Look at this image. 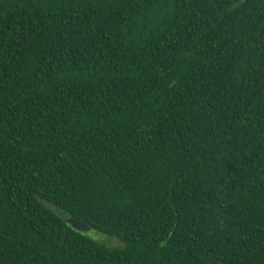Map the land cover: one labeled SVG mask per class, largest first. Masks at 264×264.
Masks as SVG:
<instances>
[{
  "label": "trees",
  "instance_id": "16d2710c",
  "mask_svg": "<svg viewBox=\"0 0 264 264\" xmlns=\"http://www.w3.org/2000/svg\"><path fill=\"white\" fill-rule=\"evenodd\" d=\"M0 264H264V0H0Z\"/></svg>",
  "mask_w": 264,
  "mask_h": 264
},
{
  "label": "water",
  "instance_id": "95a60500",
  "mask_svg": "<svg viewBox=\"0 0 264 264\" xmlns=\"http://www.w3.org/2000/svg\"><path fill=\"white\" fill-rule=\"evenodd\" d=\"M68 222L73 229H75L81 233H86L88 231L87 227H85L83 224L75 222L73 219H69Z\"/></svg>",
  "mask_w": 264,
  "mask_h": 264
},
{
  "label": "rangeland",
  "instance_id": "374dc122",
  "mask_svg": "<svg viewBox=\"0 0 264 264\" xmlns=\"http://www.w3.org/2000/svg\"><path fill=\"white\" fill-rule=\"evenodd\" d=\"M113 245H117V242L115 240H112Z\"/></svg>",
  "mask_w": 264,
  "mask_h": 264
}]
</instances>
